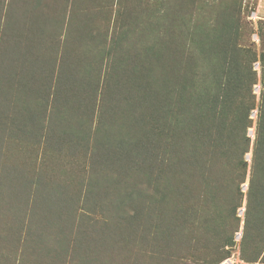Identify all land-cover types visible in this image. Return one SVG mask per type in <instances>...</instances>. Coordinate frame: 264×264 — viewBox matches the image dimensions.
<instances>
[{
    "label": "trees",
    "instance_id": "obj_1",
    "mask_svg": "<svg viewBox=\"0 0 264 264\" xmlns=\"http://www.w3.org/2000/svg\"><path fill=\"white\" fill-rule=\"evenodd\" d=\"M155 1L145 6L140 1L134 21L123 27L116 23L111 34L84 27L86 56L76 59L71 46L68 63L74 68H68L64 80L65 85L81 84L80 90L68 92L78 99L77 124L86 134L79 141L92 142V151L90 171L67 181L62 190L76 185L83 190L87 181L86 193L105 199L100 212L92 207L90 213H106L112 227L120 228L123 219L131 224L134 202L149 197L154 183L183 171V231L216 227L223 214L235 218L225 227L237 231L244 198L240 186L249 168L250 116L256 109L243 243L256 245L259 241H249L248 235L264 230V51L256 102L257 56L241 9L216 10L206 0ZM76 122H70V130ZM67 134L58 132L52 143L66 146ZM152 145L162 153L154 155ZM162 162L171 169L165 178L162 170L154 171ZM52 185L49 197H60L61 188ZM91 216L87 219L97 223ZM226 244H233L232 238ZM124 254L123 247L114 246L111 256L105 255L107 264L121 263ZM66 257L62 252L55 260Z\"/></svg>",
    "mask_w": 264,
    "mask_h": 264
},
{
    "label": "rangeland",
    "instance_id": "obj_2",
    "mask_svg": "<svg viewBox=\"0 0 264 264\" xmlns=\"http://www.w3.org/2000/svg\"><path fill=\"white\" fill-rule=\"evenodd\" d=\"M140 1L144 6L157 3L4 0L0 18V264H107L105 255L111 256L114 246L123 247L125 253L118 264H220L227 259L234 264H264V230L248 235L249 241H259L258 244H243L256 109L250 116L251 148L245 156L249 168L240 186L244 198L236 215V232L234 227H225L236 222L227 214L218 217L216 227L193 233L183 231V171L172 173V179L154 183L149 197L145 194L134 202L136 212L132 213L131 224L126 225L123 219L120 228L112 227L114 222L106 213H90L92 207L100 212L105 199L90 197L86 193L87 181L83 190L77 185L68 192V188L62 190L67 181L90 171L92 151V142L79 141L86 134L77 124L78 99H72L68 92L80 90L81 84L69 85L67 81L65 85L68 68H74L68 63L69 57L72 52L76 59L86 56L83 51L88 40L81 42L80 35L84 27L107 29L111 34L116 23L123 27L134 21ZM206 1L221 11L235 5L249 24L248 40L257 56L253 91L258 102L264 0ZM67 42L72 44L68 46ZM70 122H76V128L70 130ZM60 131L68 133L66 146L51 141ZM151 149L154 155L162 153L154 145ZM165 164L156 165L154 170L156 174L162 170L163 178L171 170ZM51 183L56 184V190L61 188L60 197H49V189L54 187ZM148 187L145 185L144 191ZM104 224L110 226L104 228ZM62 225L66 226L64 230L59 228ZM230 238L233 244H226ZM62 252H66V260L56 262L55 256Z\"/></svg>",
    "mask_w": 264,
    "mask_h": 264
},
{
    "label": "built area",
    "instance_id": "obj_3",
    "mask_svg": "<svg viewBox=\"0 0 264 264\" xmlns=\"http://www.w3.org/2000/svg\"><path fill=\"white\" fill-rule=\"evenodd\" d=\"M220 264H234V263L232 260L227 259V260H224L223 262H221Z\"/></svg>",
    "mask_w": 264,
    "mask_h": 264
}]
</instances>
